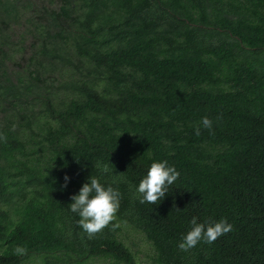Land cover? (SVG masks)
Here are the masks:
<instances>
[{"label":"trees","instance_id":"16d2710c","mask_svg":"<svg viewBox=\"0 0 264 264\" xmlns=\"http://www.w3.org/2000/svg\"><path fill=\"white\" fill-rule=\"evenodd\" d=\"M154 161L180 175L140 203ZM91 176L121 193L93 238ZM192 217L233 228L181 251ZM132 232L152 264H264V0H0V264H140Z\"/></svg>","mask_w":264,"mask_h":264},{"label":"clouds","instance_id":"9594fccd","mask_svg":"<svg viewBox=\"0 0 264 264\" xmlns=\"http://www.w3.org/2000/svg\"><path fill=\"white\" fill-rule=\"evenodd\" d=\"M201 124L205 129L212 130L213 122L208 117H203ZM196 135H200L199 127L196 128ZM102 171L107 173L110 170L107 165H104ZM179 175L176 168L169 166L167 161L152 162L147 174L140 180L136 188L140 203L147 202L154 205L160 202L169 192V186L174 184ZM68 179L66 175L65 181ZM89 180L90 182L83 184L78 194L71 197L73 202L70 204V209L79 214V226L89 238H93L110 224L113 229L120 226L119 223H113V221H115L119 210L121 193L111 185L105 187L94 176H91ZM190 224V230L178 244L181 251L187 252L200 242L212 244L233 228V225L226 219H221L213 224L211 222L198 223L197 218L192 217ZM16 251L22 253L23 249L17 248Z\"/></svg>","mask_w":264,"mask_h":264},{"label":"rangeland","instance_id":"374dc122","mask_svg":"<svg viewBox=\"0 0 264 264\" xmlns=\"http://www.w3.org/2000/svg\"><path fill=\"white\" fill-rule=\"evenodd\" d=\"M128 242L132 245L133 250L137 252L140 264H152L149 259L150 247L142 234L129 233Z\"/></svg>","mask_w":264,"mask_h":264}]
</instances>
